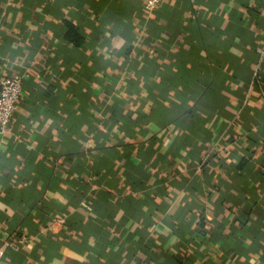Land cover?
Here are the masks:
<instances>
[{"label":"crops","instance_id":"obj_1","mask_svg":"<svg viewBox=\"0 0 264 264\" xmlns=\"http://www.w3.org/2000/svg\"><path fill=\"white\" fill-rule=\"evenodd\" d=\"M145 3L0 0V264H264V0Z\"/></svg>","mask_w":264,"mask_h":264},{"label":"built area","instance_id":"obj_2","mask_svg":"<svg viewBox=\"0 0 264 264\" xmlns=\"http://www.w3.org/2000/svg\"><path fill=\"white\" fill-rule=\"evenodd\" d=\"M165 0H146L145 11L148 15L154 14L163 5ZM24 76L14 74L5 76L0 80V138L6 137L10 132L12 119L23 97ZM19 240L6 243L8 249L17 250ZM5 250H0V260L4 257Z\"/></svg>","mask_w":264,"mask_h":264},{"label":"trees","instance_id":"obj_3","mask_svg":"<svg viewBox=\"0 0 264 264\" xmlns=\"http://www.w3.org/2000/svg\"><path fill=\"white\" fill-rule=\"evenodd\" d=\"M68 39L74 43L77 47H81L83 44V40L77 34V29L72 28V31L67 35Z\"/></svg>","mask_w":264,"mask_h":264}]
</instances>
